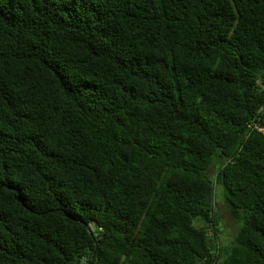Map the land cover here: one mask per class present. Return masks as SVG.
I'll list each match as a JSON object with an SVG mask.
<instances>
[{
    "label": "trees",
    "instance_id": "16d2710c",
    "mask_svg": "<svg viewBox=\"0 0 264 264\" xmlns=\"http://www.w3.org/2000/svg\"><path fill=\"white\" fill-rule=\"evenodd\" d=\"M0 264H264V0H0Z\"/></svg>",
    "mask_w": 264,
    "mask_h": 264
},
{
    "label": "rangeland",
    "instance_id": "374dc122",
    "mask_svg": "<svg viewBox=\"0 0 264 264\" xmlns=\"http://www.w3.org/2000/svg\"><path fill=\"white\" fill-rule=\"evenodd\" d=\"M217 171V165H214L211 169V173L215 174ZM219 190V187H218ZM216 211L218 215V237L223 245H229L236 233L239 230L240 222L229 211L222 195L219 191L216 197ZM210 234L214 235V230L210 227Z\"/></svg>",
    "mask_w": 264,
    "mask_h": 264
}]
</instances>
